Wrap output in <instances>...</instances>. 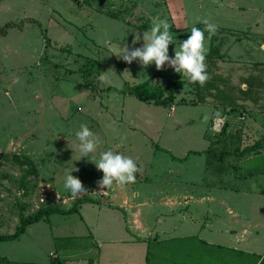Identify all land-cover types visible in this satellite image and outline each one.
<instances>
[{
  "label": "rangeland",
  "instance_id": "obj_1",
  "mask_svg": "<svg viewBox=\"0 0 264 264\" xmlns=\"http://www.w3.org/2000/svg\"><path fill=\"white\" fill-rule=\"evenodd\" d=\"M196 17L218 26L210 40L205 33L207 53L210 46L218 49V55L206 62L208 80L220 77L217 86L226 94H236L244 88L242 81H238L244 73L238 71L234 79L224 65L233 62L239 52L223 60L226 54L221 52L226 43L222 39L229 35L236 40L247 38L246 34L254 25L252 19L264 18V0H0V155L10 154L0 161V235L14 233L21 215H30L42 207L68 210L79 198L107 197L106 192L97 194L100 191L97 183L103 179V173L93 164L99 154L107 150L131 157L141 169L136 173L135 183L113 187L140 189L144 195L163 188L169 179L167 174L176 172L172 160L184 158L190 150L201 152L203 157L206 155L205 169L213 173L212 157L215 158L214 154L217 157L220 150L210 149L209 145L208 150H213L210 156L206 149L208 142L216 143L220 136L209 131L214 118L212 112L218 110L229 116L223 141L231 145L238 137L233 131L242 128L238 118L250 110L214 108L217 104L214 96L199 103L196 84L182 79L168 65L157 71L154 63L142 68L138 61L127 64L118 58L120 46L142 47L144 31L138 27L150 26L153 19L167 20L171 25L173 44L169 45V56L174 57L175 47L188 38L193 26L204 28L202 23L195 22ZM240 17L246 21L240 23ZM260 21L258 23L264 26V20ZM135 34H139L141 40L133 46ZM255 42L247 46L244 56L252 61L247 64L256 68L243 64L239 69H251L248 72L252 75L259 71L262 86L253 92L260 99L257 105L262 114L264 50ZM89 60L96 61L100 70L87 87L79 69ZM219 62L223 66H217ZM125 70L128 73H124ZM107 72L108 82H101L99 76ZM147 80L163 91L164 99L170 97L169 88H172L173 100L165 105L146 104L128 94L108 90L116 88L125 92ZM233 81L237 85L230 84ZM202 94L207 96L205 91ZM255 120H258L256 113L248 116L245 123ZM81 124H86L99 140L97 152L84 158L74 147L78 144L75 132ZM257 131L261 133L251 135L250 144L264 142L262 128ZM237 146L240 145H231L226 150L232 152ZM12 155L23 162L29 159L35 173L32 174L31 167L19 165ZM226 155L222 156L226 168L240 165L235 162L234 152ZM206 158L207 165L212 158L208 166ZM190 159L195 174L200 158L191 154ZM251 162L245 163V169L255 167L263 176L264 151ZM74 168L79 171L71 174L87 191L75 200L64 188L65 177ZM29 169L30 174L23 179ZM258 186L264 189V182ZM82 214L90 230L99 219L93 231L98 241L105 243L121 236L122 228L116 225L117 219L111 213L103 214L86 205ZM26 230L19 239L0 243V264H55V253H49L57 252L58 260H62L60 244L65 245L68 234H75L76 238L87 234L81 243H87L85 239L89 236V229L75 213L51 215ZM97 249L99 251V247L90 248L88 255L82 257L96 264ZM70 251L72 256L85 253L82 249L79 253V249ZM102 251L105 262L112 258L107 245Z\"/></svg>",
  "mask_w": 264,
  "mask_h": 264
},
{
  "label": "crops",
  "instance_id": "obj_2",
  "mask_svg": "<svg viewBox=\"0 0 264 264\" xmlns=\"http://www.w3.org/2000/svg\"><path fill=\"white\" fill-rule=\"evenodd\" d=\"M260 20L264 18L252 19L254 25L246 34L247 38L236 40V37L229 35L228 38L222 39L226 43V48L221 52L223 55L226 54L223 60H229L236 52H239V56L237 55L234 59L236 62L233 60L224 66H228L226 71L234 79L238 71H241V74L244 73L242 75L244 77L238 80L239 82L241 80L244 85L242 90L246 89L245 84L248 77H254L257 85L261 82L258 76L259 71L254 73L256 75H252L248 72L251 69H239L243 64L252 62L244 56L247 46L254 41L257 44L258 41V47L262 50L260 46L264 44V31L261 30L262 25L258 23L261 22ZM239 21L243 23L246 20L240 17ZM262 28L264 29V26ZM259 49H257L258 53ZM217 66L223 65L219 62ZM247 66L256 68L252 64H247ZM257 68H262V66H257ZM217 78L220 79V77ZM222 80L224 82V79ZM230 84L237 85V82L233 81ZM220 89L223 94L214 96L213 101L217 100V104L213 105L214 108H224L225 99L231 97V99H237L240 109L250 110L238 118L241 120L242 128H236L237 131H233L238 137L231 145L239 144L240 146L233 148L232 152L230 149L226 150L231 148V145L223 141V136H220V141L216 143L208 142L206 150L209 149V145L210 149L219 148L220 150L217 157L216 154H214L215 158L212 157L213 173L205 169L206 155L203 157L201 152L190 150V154L184 158L172 160L176 172L167 174L169 179L166 180L163 188L152 190L154 192L149 195H144L145 192L140 189L113 187L105 191L108 193L107 197L89 196L88 198L93 202L82 204L75 212L79 214V219L89 229L88 240L85 239L87 243L80 241L87 234L82 238L81 236L76 238L75 234H68L65 238V245L60 244L62 260H58L57 252L49 253V255L55 253V264L58 262L60 264L73 262L95 264L94 261L89 262L82 257V255H88L92 247H99V251L97 249L99 260L96 264H259L263 260L264 189H261L258 184L264 182V175L258 173L255 167L245 169V163L252 164V159L264 151V142L249 143L251 135L254 137L256 133H261L257 131L258 128H262L264 136V112L261 114L258 109L257 104L260 99L254 95L256 92L251 93L247 100L243 101L238 100L241 97L239 90L236 95L226 94L222 87ZM210 97L212 96H206L205 100H210ZM216 112L219 111L212 112L213 120ZM255 113L258 115V120L245 123L248 116L251 117ZM221 115L229 117L226 113ZM223 121L228 125L227 119ZM211 125L212 122L209 125V131L212 132ZM255 144V149L240 154L242 150ZM224 150L226 152H223ZM212 151H207L210 156ZM227 152L229 154L234 152L237 157L235 162L238 161L240 164L237 168L232 166L226 168L224 165L222 156L223 154L229 155ZM191 154L195 158H200L194 170L195 174L190 166L193 161L190 159ZM218 163H221L223 167H219ZM208 165L206 158V166ZM170 185L172 186L168 187ZM86 205H91L103 214L111 213L117 219L116 225L122 228L120 229L123 231L121 236L105 243L103 240L98 241L94 238V227H98L99 219L91 230L87 227L82 214ZM104 245H107L113 254L112 258L106 262L105 253L102 251ZM72 249H79L78 253L82 249L85 253L72 256L73 253L70 251Z\"/></svg>",
  "mask_w": 264,
  "mask_h": 264
},
{
  "label": "clouds",
  "instance_id": "obj_3",
  "mask_svg": "<svg viewBox=\"0 0 264 264\" xmlns=\"http://www.w3.org/2000/svg\"><path fill=\"white\" fill-rule=\"evenodd\" d=\"M195 22L202 23L204 28L193 26L188 38L180 41L178 47H175L174 57L169 56V45L173 44L171 25L167 20L153 19L150 28L143 32L142 47L129 49L126 44L123 47L120 46L118 58L127 64L138 61L142 68H147L154 63L157 71L163 70L164 66L168 65L188 83L199 84L203 87L209 79L205 62L207 54L205 33H207V39L210 40L212 36L216 35L218 26L201 17H196ZM140 40L141 36L135 34L133 46ZM260 47L264 50V44ZM108 72L99 76L101 82H108ZM124 73H128V71L125 70ZM204 119L207 120L208 117L205 116ZM215 119L224 120L227 118L223 117L220 112H216ZM75 137L78 144L74 147L79 150L82 158L97 152L99 140L86 124L80 125L79 130L75 132ZM93 164L98 171L103 173V179L97 183L100 189L97 194L105 193L104 189L109 190L114 185L123 187L135 183L136 173L141 171L131 157L112 150L101 152L99 159ZM73 171L79 170L74 168L65 177L64 188L70 192L71 198L75 200L87 191L82 182L71 174Z\"/></svg>",
  "mask_w": 264,
  "mask_h": 264
},
{
  "label": "trees",
  "instance_id": "obj_4",
  "mask_svg": "<svg viewBox=\"0 0 264 264\" xmlns=\"http://www.w3.org/2000/svg\"><path fill=\"white\" fill-rule=\"evenodd\" d=\"M150 28V26L148 25H141L138 27V29L143 30V31H147ZM2 30H0L1 32ZM206 36V34H205ZM216 55H218V49L215 46H210L209 47V51L206 54V61L205 62H210L212 57H215ZM99 65L96 61L94 60H89L87 61L85 64H83L79 71L81 72V74L83 75V77L85 78V86L90 87L91 83L89 82L91 78H95L98 76V72H99ZM216 77H214L213 79L208 80L203 87H201L199 84H196V92L198 93V101L199 103H203L205 100L204 95L202 94V91L207 92V96H215L216 94H223V91L217 86L216 81L220 80L219 78L215 79ZM246 89L239 90V95L241 97H239L238 100H247V97L253 92V90H255V88H260L261 84L257 85V82L255 81L254 77H248L246 79ZM110 90H114L115 92L119 91V93L121 92L122 94H128L130 96H133L135 99H137L138 101L142 102V103H146V104H156V105H165L166 103H170L173 100V96L171 93L172 92V88H169L170 90V97L168 99H164L162 98V94L163 91L161 89H157L154 88L153 86H151L150 82L147 80L143 83L134 85L132 87H130L127 91H120L119 89L116 88H109ZM211 91H213L214 93H211ZM224 109H228V108H239V105L237 104V99H231V97H227L225 99V105ZM228 125L225 123L224 126L222 127L221 131L219 132V136H223L226 133V127ZM213 143V142H212ZM225 143H228L227 141ZM256 144H260L259 142H257ZM256 144L253 145L250 148H246L244 150H242L240 152V154H244V152L246 151H250L255 149ZM10 156V154L5 153L3 155H0V161L2 159H6ZM12 158L17 160V163L19 165L22 166H29L31 167V169L33 170V173H35V168L33 167L31 161L29 159H27L26 161H21L17 156L12 155ZM31 170H27L24 174V178H26L27 174H30ZM93 202L90 198H79L77 199L76 203H74V205L68 209V210H64L61 209L59 207H49V206H45L42 207L40 209H38L35 213H32L30 215L24 216L21 215L19 218V225L16 227V230L14 233L12 234H8V235H0V243L2 242H7V241H13L15 239H17L20 235H22L24 233V231L26 230V228L34 223L39 222L40 220L43 219H48L51 215L54 214H60V215H68L71 213H75L78 211V207L84 203H91ZM259 264H264V258L263 260L259 263Z\"/></svg>",
  "mask_w": 264,
  "mask_h": 264
},
{
  "label": "built area",
  "instance_id": "obj_5",
  "mask_svg": "<svg viewBox=\"0 0 264 264\" xmlns=\"http://www.w3.org/2000/svg\"><path fill=\"white\" fill-rule=\"evenodd\" d=\"M173 110L174 109L172 108V111ZM241 119H243V118H241ZM223 126H224V121L223 120L214 119L213 122H212V125H211V130L214 133H219Z\"/></svg>",
  "mask_w": 264,
  "mask_h": 264
}]
</instances>
